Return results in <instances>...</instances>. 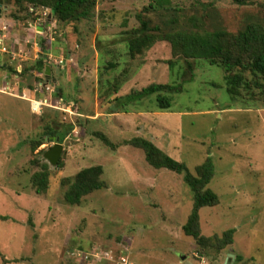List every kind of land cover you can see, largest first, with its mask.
<instances>
[{
    "label": "rangeland",
    "instance_id": "obj_1",
    "mask_svg": "<svg viewBox=\"0 0 264 264\" xmlns=\"http://www.w3.org/2000/svg\"><path fill=\"white\" fill-rule=\"evenodd\" d=\"M9 1L0 4V50L9 51H0V264H264V102L230 95L220 65L189 59L188 71L167 40L135 55L129 48L139 13L166 32L237 33L264 21V0H97L93 17L79 21L49 8L37 30L27 4ZM43 53L48 78L35 69ZM151 83L171 86L160 92L170 108L157 93L122 106ZM49 126L69 133L57 140ZM136 136L194 174L213 158L209 187L220 201L200 210L201 229L212 237L234 228L232 244L201 247L184 233L193 193L182 174L153 167L126 142ZM54 142L61 166L44 156ZM43 163L49 185L37 193ZM92 165L103 166L106 187L66 203L67 179Z\"/></svg>",
    "mask_w": 264,
    "mask_h": 264
},
{
    "label": "trees",
    "instance_id": "obj_2",
    "mask_svg": "<svg viewBox=\"0 0 264 264\" xmlns=\"http://www.w3.org/2000/svg\"><path fill=\"white\" fill-rule=\"evenodd\" d=\"M239 5H246L251 0H232ZM10 1L7 0V3ZM18 6L27 4V12L30 5L50 8L51 14L60 21H79L90 19L94 15L97 0H13ZM1 5L3 0H0ZM149 7L145 9L151 8ZM141 26L133 32L129 38L131 55L150 48L157 40H167L172 44L175 55L182 56L187 60V69L192 71L193 65L189 59H205L211 64L220 65L225 72L226 88L230 95L243 97L250 96L251 100H262L264 102V21H251L244 29L232 33L224 29L212 31H173L166 32L158 25L151 26L149 20L142 13L138 14ZM156 32V33H153ZM45 53L39 56L35 69L42 73L46 71L44 64ZM169 84L151 83L148 86L134 90L124 96V102H134L157 93V101L160 108L167 109L172 106L171 99L160 92L170 89ZM117 99V98H116ZM69 132L74 128L68 126ZM68 129L63 134L53 126L48 127V133L64 139ZM68 132V133H69ZM97 135L109 146L116 147L105 134L97 132ZM134 147L144 151L147 162L155 168H166L178 174H182L184 182L193 193V206L183 231L186 235L194 238L201 246H214L217 249L225 248L233 243L234 228L225 230L222 235L208 237L203 235L200 223V210L204 207H212L219 204L218 194L209 187L214 176L215 164L213 158L208 156L206 160L196 167V174L192 173L185 162L179 161L153 141L136 136L126 141ZM43 142L35 141V148ZM58 165L62 162L59 160ZM104 168L102 165H92L79 170L69 181L68 188L63 194L64 201L70 205H80L83 199L98 190L106 187L103 179ZM49 167L47 163L42 164V169L33 175V186L37 193L45 192L49 185Z\"/></svg>",
    "mask_w": 264,
    "mask_h": 264
},
{
    "label": "built area",
    "instance_id": "obj_3",
    "mask_svg": "<svg viewBox=\"0 0 264 264\" xmlns=\"http://www.w3.org/2000/svg\"><path fill=\"white\" fill-rule=\"evenodd\" d=\"M29 11L31 13L35 14V16H36V22L34 24H31V25L37 30L38 29V25L40 26L41 20L44 17H48L49 16V13H48L49 8L43 7V6L40 7V6L30 5L29 6ZM4 30H7V26L2 28V31H4ZM4 36H6L5 33H4ZM0 44H2L1 39H0ZM1 47H3L2 50H0L1 52H9L6 47H4V46H1ZM38 85L40 87H44L46 85V83L40 82V83H38ZM37 102H39V104ZM41 104L42 103L40 101H35L34 100L33 108L36 109V110H39V108L41 107Z\"/></svg>",
    "mask_w": 264,
    "mask_h": 264
},
{
    "label": "water",
    "instance_id": "obj_4",
    "mask_svg": "<svg viewBox=\"0 0 264 264\" xmlns=\"http://www.w3.org/2000/svg\"><path fill=\"white\" fill-rule=\"evenodd\" d=\"M2 12V8L0 5V14ZM45 74L48 78V76L50 75V67L47 66L46 67V71ZM58 140V138H56ZM50 141H54V138H50ZM63 150V145L59 142H54V145L52 147H50L44 154L45 158L50 162V164L52 165H57L59 162V158L60 155L62 153ZM231 256H234L233 254H230ZM184 258V256L182 257Z\"/></svg>",
    "mask_w": 264,
    "mask_h": 264
},
{
    "label": "crops",
    "instance_id": "obj_5",
    "mask_svg": "<svg viewBox=\"0 0 264 264\" xmlns=\"http://www.w3.org/2000/svg\"><path fill=\"white\" fill-rule=\"evenodd\" d=\"M3 14V13H2ZM57 71V69H55Z\"/></svg>",
    "mask_w": 264,
    "mask_h": 264
}]
</instances>
